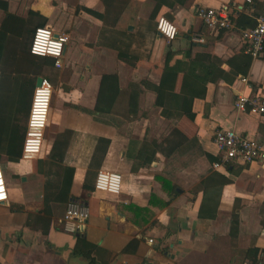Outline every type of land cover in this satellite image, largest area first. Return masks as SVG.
<instances>
[{
	"label": "crops",
	"instance_id": "0c3cea01",
	"mask_svg": "<svg viewBox=\"0 0 264 264\" xmlns=\"http://www.w3.org/2000/svg\"><path fill=\"white\" fill-rule=\"evenodd\" d=\"M3 1L9 13L26 19L36 12L46 18L45 26L67 34L62 68L70 67L71 75L64 89L61 77L56 87L53 84L42 155L17 162L0 156L8 190V200L0 203V264H89L71 256L75 238L66 229L67 206L51 201L57 182H70V194L82 200L88 213L84 232L98 246L95 264L264 262V160L237 164L233 175L223 163L207 158L219 157L213 140L219 126L264 146V114L235 107L240 94L264 95V53L253 59L246 79L227 63L241 52L247 54L241 31L264 17V0H130L113 28H105L89 13L105 12L101 0ZM223 4H230L235 29L215 35L196 11ZM160 16L178 28L170 43L154 33ZM4 17L0 9V24ZM42 17L33 20L41 22ZM125 31L131 34V52L138 56L132 65L121 61L112 48ZM196 32L204 35V43L192 42ZM168 50L175 53L170 65L187 50L192 56L209 53L220 63L204 98H183L184 112L193 119L164 118L155 106V93L143 87L136 113H128L124 98L115 114H93L104 74H117L123 90L143 80L158 85ZM180 81L181 77L177 87ZM16 86L17 81L9 79L0 90L2 128L14 121L26 128L31 101L19 106ZM59 88L60 93L55 90ZM100 170L121 175L118 194L92 190ZM220 175L233 182L220 187ZM210 176L214 180L208 182ZM47 182L54 186L47 187ZM151 196L167 205L151 204ZM205 198L218 203L215 219L199 218ZM129 205L141 211L129 210ZM233 215L238 225L231 233Z\"/></svg>",
	"mask_w": 264,
	"mask_h": 264
},
{
	"label": "trees",
	"instance_id": "16d2710c",
	"mask_svg": "<svg viewBox=\"0 0 264 264\" xmlns=\"http://www.w3.org/2000/svg\"><path fill=\"white\" fill-rule=\"evenodd\" d=\"M101 1L105 6V12L100 14L89 11V13L103 21L105 28H113L117 25L130 0ZM0 9L5 13V17L0 24V90L5 81L9 79L16 80V89L18 93L17 102L19 106H22V104L24 105L29 99L31 101L38 77L46 78V74V79L56 87V81L59 78V70L54 68L53 59L34 56L30 53L32 35L36 28L45 26L46 18L32 11L29 12V16L26 19L18 17L9 13L7 2L3 0H0ZM35 17H42V21L34 22L33 18ZM256 24L257 22L255 19L254 24L250 28L255 27ZM154 33L156 35L158 34L156 27L154 28ZM130 35L131 34L127 31L122 32L121 39L112 47L117 51V57L128 65H132L134 60V62L138 61V56L131 52L132 39ZM174 55L175 53L170 50L167 51L164 67L161 72V80L158 85L148 80H143L140 84L132 83L128 86L127 90H123L119 85L117 74H104L101 78L93 114H115L116 109L122 104L124 98L128 113H136L143 87L155 93V106L161 108V115L164 118L175 120L186 115L193 119L191 114L184 112L183 98H204L207 93V85L216 79L215 76L220 63H217L216 58L209 53H196L192 56L191 51L187 50L182 52V59L176 60L173 65H170V61L173 59ZM252 61L253 58L251 55L241 52L239 55L228 60L227 63L235 68L236 75L246 79ZM53 77H55V80ZM180 77V85L177 87ZM25 130L26 128L23 125L20 126L16 121L13 122L10 128H2V124L0 125V156L5 154L7 160L12 162H17L21 159ZM172 132H174L176 136L181 134L176 128H174ZM3 144L5 145L4 149L2 148ZM157 149L160 151L159 147ZM207 158L212 163H222L220 156L218 158H213L207 154ZM37 163L40 164L41 162L38 160ZM224 165L231 174L236 175L238 171L235 170L237 167L236 163L227 162ZM133 169L136 170L134 167ZM56 175H59V171L54 174V179ZM212 180H214V176L207 178L208 182ZM217 181L220 187H223L224 185L232 183L233 179L220 175ZM57 184V188L53 192L51 198L52 202L62 203L66 206L70 203L80 202L81 199L70 194V182L64 183V185H60V182H57ZM46 185L47 187L54 186L51 182H47ZM92 190H94V187ZM150 203L160 206L167 205V203L160 202L155 196H151ZM217 206V202L205 198L199 210V218L215 219L217 215ZM127 208L129 210L136 209L137 211H141L140 208L133 205H129ZM209 211H212V214H207ZM43 220V222L46 223V219ZM27 225H30L29 221H27ZM237 225L238 217L233 215L231 233ZM44 230L46 231V229L43 228V231ZM74 238L75 243L72 248L71 256L80 257L89 264L98 263L96 258L98 246L87 239L85 232L75 233ZM252 264H258V262L254 261Z\"/></svg>",
	"mask_w": 264,
	"mask_h": 264
},
{
	"label": "built area",
	"instance_id": "2783aa9c",
	"mask_svg": "<svg viewBox=\"0 0 264 264\" xmlns=\"http://www.w3.org/2000/svg\"><path fill=\"white\" fill-rule=\"evenodd\" d=\"M251 3L252 0H247ZM197 16L202 21L206 30L212 34L235 29L231 16L230 4H223L219 8H197ZM256 26L241 31L242 39L247 44L246 52L255 60L264 53V17L256 19ZM156 30L160 37L168 43L174 41L178 35L177 26L160 16L156 21ZM202 33H194L192 42L204 43ZM69 41L67 34L56 33L50 26H42L35 29L31 42L30 53L34 56L49 57L54 61V68L63 67V56ZM53 45L58 47L53 50ZM1 82V75H0ZM54 96V87L51 82L42 78L40 86H35L22 148V160L38 159L44 149L45 134L49 122V114ZM235 107L241 112L254 115L264 114V95L258 94L254 97L238 95ZM214 143L218 149L222 163L234 162L238 165L247 166L254 162L264 160V146L256 139L239 134L233 129L217 127L213 135ZM121 175L115 172L100 170L97 173L94 189L109 194H118L121 189ZM8 200V190L3 168L0 164V203ZM88 213L80 203H70L65 212L66 229L75 234L82 232ZM153 243V240H150ZM260 264H264L261 262Z\"/></svg>",
	"mask_w": 264,
	"mask_h": 264
},
{
	"label": "rangeland",
	"instance_id": "374dc122",
	"mask_svg": "<svg viewBox=\"0 0 264 264\" xmlns=\"http://www.w3.org/2000/svg\"><path fill=\"white\" fill-rule=\"evenodd\" d=\"M60 70V74H59V78L61 77V82L63 83V89L65 88V84H66V82L68 81V79H69V77H70V75H71V70H70V67H64V68H61V69H59ZM45 77L47 78V75L45 74ZM58 78V79H59ZM57 92H58V90H60L61 91V88H59V89H55ZM55 91V95H56V97H57V94L58 93H60V92H56ZM11 94H12V92L10 91V90H8V92L6 93V99H8V100H10V96H11ZM55 97V98H56ZM6 114V113H5ZM5 116H7V115H5ZM7 122V121H6ZM7 126V125H6ZM67 208V207H66Z\"/></svg>",
	"mask_w": 264,
	"mask_h": 264
},
{
	"label": "water",
	"instance_id": "95a60500",
	"mask_svg": "<svg viewBox=\"0 0 264 264\" xmlns=\"http://www.w3.org/2000/svg\"><path fill=\"white\" fill-rule=\"evenodd\" d=\"M129 30H131V28H129ZM41 82H42V77H39L36 81V86H40L41 85ZM85 226L82 227V231H85Z\"/></svg>",
	"mask_w": 264,
	"mask_h": 264
},
{
	"label": "clouds",
	"instance_id": "9594fccd",
	"mask_svg": "<svg viewBox=\"0 0 264 264\" xmlns=\"http://www.w3.org/2000/svg\"><path fill=\"white\" fill-rule=\"evenodd\" d=\"M58 46L57 45H53V50H55Z\"/></svg>",
	"mask_w": 264,
	"mask_h": 264
},
{
	"label": "flooded vegetation",
	"instance_id": "af4514ba",
	"mask_svg": "<svg viewBox=\"0 0 264 264\" xmlns=\"http://www.w3.org/2000/svg\"><path fill=\"white\" fill-rule=\"evenodd\" d=\"M38 78H39V77H38ZM38 78H37V79H38ZM36 81H37V80H36ZM35 86H36V85H35Z\"/></svg>",
	"mask_w": 264,
	"mask_h": 264
}]
</instances>
